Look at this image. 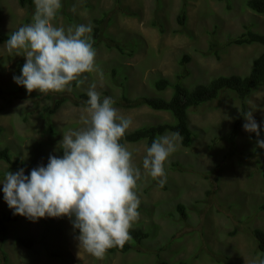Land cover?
Listing matches in <instances>:
<instances>
[{
  "label": "rangeland",
  "instance_id": "374dc122",
  "mask_svg": "<svg viewBox=\"0 0 264 264\" xmlns=\"http://www.w3.org/2000/svg\"><path fill=\"white\" fill-rule=\"evenodd\" d=\"M245 2L187 0L186 20L179 26L181 0H120L117 6L114 0H61L54 26L67 30L91 24L93 32L94 19L101 21L95 47L96 70L82 74L83 84L72 82L71 91H10L11 95L0 100V150L8 149L11 162L19 161L30 170L46 166L49 155L62 156V136L84 127L81 117L88 106L75 102H82L78 96L87 94L93 84L102 99L111 97L118 113L131 118L127 132L172 123L167 112L146 106L125 107L122 95L129 99H168L172 88L157 91L156 80L165 78L175 83L179 75H184L181 83L188 87L219 75H246L263 48L256 43L229 45L228 41L245 32V26L264 34V14L250 11ZM34 11L35 6L22 8L17 0H0L1 32L10 36L32 23ZM112 40L132 54L122 55L113 47L107 48ZM18 51L9 53L6 42L0 43V86L5 90L15 87L17 61L25 62L22 52L16 54ZM184 56L189 60L181 65ZM59 98L65 101L58 111L48 118L40 117ZM245 103V115L252 111L263 132L264 85ZM240 110L236 95L227 89L221 90L214 101L190 108L192 144L184 148L177 142L176 151L164 165L167 181L163 187L159 178L152 179L142 167L145 141L124 145L132 152L133 165L141 170L135 189L140 200L139 219L132 227H143L147 239L139 247L125 254H105L98 260L79 247V230L73 228L68 217L46 216L33 222L15 215V221L3 223L6 229L0 240V264H4L2 253L7 256V264H260L264 259L248 232L254 228L264 231V182L258 165L244 158L255 147V133L244 131L243 117L235 139L228 138ZM19 169L0 161V176ZM3 180L0 178V182ZM2 187L0 184V219L13 212L3 199ZM177 204L184 206L185 219L177 213ZM233 230L237 232L230 235ZM19 236L33 239L32 247L17 245L15 237Z\"/></svg>",
  "mask_w": 264,
  "mask_h": 264
},
{
  "label": "clouds",
  "instance_id": "9594fccd",
  "mask_svg": "<svg viewBox=\"0 0 264 264\" xmlns=\"http://www.w3.org/2000/svg\"><path fill=\"white\" fill-rule=\"evenodd\" d=\"M32 6H35L32 23L11 33L6 42L9 53L20 50L16 54L20 56L22 52L25 58V62L17 61H22L23 66L20 75L13 76L15 87L16 84L23 86L29 93L71 91L72 82L83 84L82 74L96 70V51L90 35L92 25L79 24L67 30L54 26L52 21L61 8V0H34ZM87 96L88 107L81 117L84 127L62 136L63 155H49L46 166L33 168L27 176L23 168L7 171L0 184L3 199L13 215L33 222L46 216L68 217L73 228L79 230V247L102 260L108 249L123 247L131 239L129 230L139 219L140 200L135 189L141 170L133 165L132 152L124 146L133 143H120L132 124L131 118L118 113L111 97L102 99L95 84L90 85ZM244 120V131L259 137L260 124L252 111L244 115ZM182 140L179 132H171L146 147L142 167L152 179L159 178L161 187L167 181L165 162ZM252 141L254 149H264V139ZM258 168L260 172L259 165ZM252 230L248 232L250 237ZM236 232L233 230L230 235ZM255 249L264 259L256 242Z\"/></svg>",
  "mask_w": 264,
  "mask_h": 264
},
{
  "label": "trees",
  "instance_id": "16d2710c",
  "mask_svg": "<svg viewBox=\"0 0 264 264\" xmlns=\"http://www.w3.org/2000/svg\"><path fill=\"white\" fill-rule=\"evenodd\" d=\"M120 0H114L115 6L119 4ZM182 4L180 7V12L177 16V23L179 26H182L186 20V6L187 0H181ZM246 7L256 13V14H264V0H246ZM18 5L22 8L27 6L34 5V0H18ZM94 30L91 34L93 47L98 45L97 36L98 32H100L99 25L101 21L94 19ZM152 25H155L152 22ZM245 32L241 33L237 38L230 39L228 41L229 45H251V44H259L263 51L253 59L251 63L250 70L247 75H228V76H217L214 77L207 82L196 83L192 86H184L181 83V80H184V75H179L175 83H171L169 80L165 78L158 79L154 82V88L157 91H164L167 88H172V94L168 99L162 97H138L136 99H129L125 94L122 95V101L124 102L125 107L134 108L139 106H146L154 111H162L171 114L173 117L172 123H159L152 126H142L133 131L126 132L124 137L121 138L120 143L124 145L125 143H137L140 141H145L146 147H150L151 143L154 139L159 136L164 135L165 133L171 132H179L183 137V140L180 141V144L184 148H188L191 146L193 141V133L189 127L188 120V110L191 107L198 106L200 104L208 103L215 100L219 92L221 90L227 89L234 92L240 102V114L236 118L233 123V126L229 132L228 138L230 141H233L237 136V133L240 128L241 121L245 115L246 111V98L258 87L264 85V34L252 31L250 28L245 26ZM160 31L161 28L159 29ZM159 31V32H160ZM10 38L9 35L3 34L0 30V43L7 42ZM113 41V40H112ZM107 48L113 47L122 55H131L132 53H126L124 48L119 44H116L114 41L112 45H107ZM218 57V54H216ZM189 57L184 56L181 60L180 64L182 65L184 62L188 61ZM23 66V62L19 61L16 64L15 76L20 75V70ZM114 73V71H113ZM112 73V74H113ZM187 74L188 72L185 71ZM24 90L23 86H19L16 84V87L11 90H3L0 87V100H5L7 95H11L21 92ZM11 91V92H10ZM78 99L82 100V102H75L77 105L88 106L87 100L88 96L86 93H82L78 96ZM65 98H59L58 100H54L52 106L45 109L40 117L48 118L55 114L61 105L64 103ZM0 107V111H1ZM257 139H264V131L260 132V136L257 137L256 134H253L252 140L257 142ZM247 159L254 160L260 166L261 177L264 180V149L259 147L255 148L251 153L245 155ZM0 161L11 164V166L20 167L24 169V174L27 176L30 173V169L25 168L24 165L19 162H11V157L8 149L4 148L0 150ZM4 176H0L2 178ZM176 210L181 215L182 218H185L184 207L179 204L176 207ZM16 217L13 215V212H10L7 216H3L0 219V235L1 242L3 241V237L5 234V223L10 221H15ZM4 223V224H3ZM131 239L128 240L123 247H113L108 249L106 253L111 254L114 252L127 253L134 248L138 247L145 239H147V234L144 233L145 230L143 227L136 226L132 227L130 230ZM252 239L256 242L258 250L264 254V232L258 229H253L250 232ZM15 242L20 247H24L26 249H30L33 245V239L24 238V237H15ZM132 243H139L136 246H133ZM4 264H7V256L5 253H2ZM160 264H167V262L163 261ZM180 264H186V262H180Z\"/></svg>",
  "mask_w": 264,
  "mask_h": 264
}]
</instances>
